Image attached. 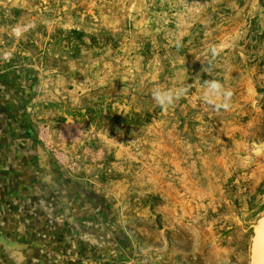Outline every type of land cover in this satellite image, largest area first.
I'll return each instance as SVG.
<instances>
[{
    "label": "rangeland",
    "instance_id": "obj_1",
    "mask_svg": "<svg viewBox=\"0 0 264 264\" xmlns=\"http://www.w3.org/2000/svg\"><path fill=\"white\" fill-rule=\"evenodd\" d=\"M104 46L137 53L138 94L75 91L71 66ZM13 70L35 79L39 125L73 126L57 153L84 162L78 177L113 207L127 264L251 263L264 217V0H0V72ZM212 81L231 97H210ZM184 87L166 107L153 95Z\"/></svg>",
    "mask_w": 264,
    "mask_h": 264
},
{
    "label": "crops",
    "instance_id": "obj_2",
    "mask_svg": "<svg viewBox=\"0 0 264 264\" xmlns=\"http://www.w3.org/2000/svg\"><path fill=\"white\" fill-rule=\"evenodd\" d=\"M135 59V52L104 46L71 66L75 91L92 94L99 86L100 92L115 94L128 93L130 87L132 95L138 94ZM5 98L1 93L0 264L132 263L97 201L104 196L70 174L39 140L13 138ZM115 227L119 229L117 221ZM96 246L102 253L91 252Z\"/></svg>",
    "mask_w": 264,
    "mask_h": 264
},
{
    "label": "flooded vegetation",
    "instance_id": "obj_3",
    "mask_svg": "<svg viewBox=\"0 0 264 264\" xmlns=\"http://www.w3.org/2000/svg\"><path fill=\"white\" fill-rule=\"evenodd\" d=\"M35 86L36 83L33 76H28L25 72L20 70L0 72V94L3 93L4 97H6L3 106L11 113L10 118L6 122L12 130L13 138L21 137L32 141L39 140L37 121L34 118L33 110L27 103L32 98L28 88L34 89ZM97 201L104 208L108 226L113 227V233L116 238L127 249L129 242L126 235L115 227L116 220L113 207L105 198L97 196ZM91 252L94 254L102 253L101 250H98V246Z\"/></svg>",
    "mask_w": 264,
    "mask_h": 264
},
{
    "label": "built area",
    "instance_id": "obj_4",
    "mask_svg": "<svg viewBox=\"0 0 264 264\" xmlns=\"http://www.w3.org/2000/svg\"><path fill=\"white\" fill-rule=\"evenodd\" d=\"M39 141L58 159L59 163L72 175L79 176L85 170V163L70 158L64 152L57 153L58 148L67 146L69 137L74 134L73 126L53 127L52 124L39 125L37 122ZM134 263V261H132Z\"/></svg>",
    "mask_w": 264,
    "mask_h": 264
},
{
    "label": "clouds",
    "instance_id": "obj_5",
    "mask_svg": "<svg viewBox=\"0 0 264 264\" xmlns=\"http://www.w3.org/2000/svg\"><path fill=\"white\" fill-rule=\"evenodd\" d=\"M213 54H216V50L213 49ZM188 91L187 87H184L183 90L175 89V90H156L154 91L153 95L154 98L160 103L162 107H166L168 105L173 104L175 101H178L182 98L184 94ZM210 97L219 98L221 95L225 98H229L232 95L230 90L223 89V86L217 82L212 81L209 82L208 93ZM222 107H227V104H222Z\"/></svg>",
    "mask_w": 264,
    "mask_h": 264
},
{
    "label": "bare ground",
    "instance_id": "obj_6",
    "mask_svg": "<svg viewBox=\"0 0 264 264\" xmlns=\"http://www.w3.org/2000/svg\"><path fill=\"white\" fill-rule=\"evenodd\" d=\"M255 230L256 234L250 264H264V217L258 221Z\"/></svg>",
    "mask_w": 264,
    "mask_h": 264
},
{
    "label": "water",
    "instance_id": "obj_7",
    "mask_svg": "<svg viewBox=\"0 0 264 264\" xmlns=\"http://www.w3.org/2000/svg\"><path fill=\"white\" fill-rule=\"evenodd\" d=\"M109 264L110 262H105V261H101V262H89V264ZM120 264V263H118Z\"/></svg>",
    "mask_w": 264,
    "mask_h": 264
}]
</instances>
